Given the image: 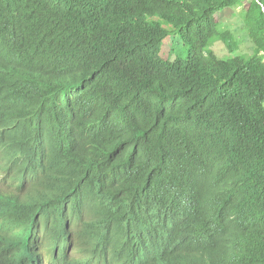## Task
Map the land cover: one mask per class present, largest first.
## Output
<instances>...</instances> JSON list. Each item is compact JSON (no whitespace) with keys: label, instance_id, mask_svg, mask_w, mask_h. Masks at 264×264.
Returning <instances> with one entry per match:
<instances>
[{"label":"trees","instance_id":"trees-1","mask_svg":"<svg viewBox=\"0 0 264 264\" xmlns=\"http://www.w3.org/2000/svg\"><path fill=\"white\" fill-rule=\"evenodd\" d=\"M11 1L18 29L14 35L0 28V34L3 30L12 38H7L10 57L17 43L36 42L72 63L68 81L74 70L112 77L113 87L100 99L117 107L83 105L115 119L143 120L128 121L132 149L143 146L146 138L140 132L146 130L166 153L152 173L155 198L173 183L197 201L216 196L231 236L226 250L243 247L249 264H264V0ZM9 3L0 0L5 9ZM227 8L241 9L250 54L233 55L240 43L216 20ZM174 38L182 43V55H175ZM216 43L231 55L216 54ZM18 103L24 118L32 110L27 100ZM53 119L36 117L34 131L79 142L72 132L78 117ZM25 128L29 131L30 125ZM145 186H151L149 180ZM15 236L0 227V264H24L12 251Z\"/></svg>","mask_w":264,"mask_h":264},{"label":"clouds","instance_id":"clouds-1","mask_svg":"<svg viewBox=\"0 0 264 264\" xmlns=\"http://www.w3.org/2000/svg\"><path fill=\"white\" fill-rule=\"evenodd\" d=\"M14 10L11 0L7 9L0 4V28L15 35ZM7 38L1 30L0 227L16 234L12 251L24 264H249L243 247L226 250L231 236L216 196L197 201L173 183L155 198L152 173L166 153L146 130L143 146L132 149L128 121L143 120L83 105L117 107L100 99L112 77L74 70L68 81L72 63L58 52L21 41L11 58ZM24 100L32 111L23 118ZM40 115L47 122L78 117L72 132L79 142L39 136Z\"/></svg>","mask_w":264,"mask_h":264},{"label":"rangeland","instance_id":"rangeland-1","mask_svg":"<svg viewBox=\"0 0 264 264\" xmlns=\"http://www.w3.org/2000/svg\"><path fill=\"white\" fill-rule=\"evenodd\" d=\"M241 9H232L227 8L219 13L216 14V20L217 22L225 29L231 31L238 42L240 43V50L237 52H234L233 55L242 54V52L246 54H250L252 52V47L250 41H248V37L246 35V32L243 30L244 23L243 18L241 14ZM174 52L175 55H182L183 54V46L181 41L178 38H174ZM172 49V50H173ZM216 54H218L220 57H226L228 55H231L230 52L226 49L224 44L222 43H216L213 47Z\"/></svg>","mask_w":264,"mask_h":264},{"label":"bare ground","instance_id":"bare-ground-1","mask_svg":"<svg viewBox=\"0 0 264 264\" xmlns=\"http://www.w3.org/2000/svg\"><path fill=\"white\" fill-rule=\"evenodd\" d=\"M2 82V78H0V83Z\"/></svg>","mask_w":264,"mask_h":264}]
</instances>
